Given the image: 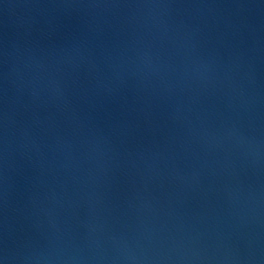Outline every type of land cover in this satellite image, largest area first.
Instances as JSON below:
<instances>
[{
	"label": "water",
	"instance_id": "obj_1",
	"mask_svg": "<svg viewBox=\"0 0 264 264\" xmlns=\"http://www.w3.org/2000/svg\"><path fill=\"white\" fill-rule=\"evenodd\" d=\"M0 264H264V0H0Z\"/></svg>",
	"mask_w": 264,
	"mask_h": 264
}]
</instances>
